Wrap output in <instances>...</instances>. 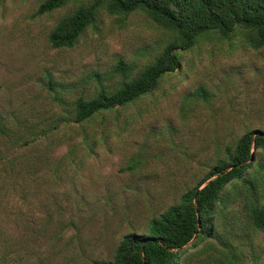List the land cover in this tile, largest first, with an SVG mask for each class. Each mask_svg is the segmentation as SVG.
<instances>
[{
	"label": "rangeland",
	"instance_id": "374dc122",
	"mask_svg": "<svg viewBox=\"0 0 264 264\" xmlns=\"http://www.w3.org/2000/svg\"><path fill=\"white\" fill-rule=\"evenodd\" d=\"M43 1L0 0V264L111 262L124 235L147 232L227 147L264 132V48L201 42L150 95L80 129L62 118L95 92L93 74L119 59L139 71L170 37L142 13L103 11L98 30L55 49L49 35L77 3L38 15ZM81 132L108 138L88 155ZM239 238L234 264H264V231Z\"/></svg>",
	"mask_w": 264,
	"mask_h": 264
},
{
	"label": "trees",
	"instance_id": "16d2710c",
	"mask_svg": "<svg viewBox=\"0 0 264 264\" xmlns=\"http://www.w3.org/2000/svg\"><path fill=\"white\" fill-rule=\"evenodd\" d=\"M71 2L77 3L76 8L49 35L55 49H73L87 30H98L103 11L124 18L142 13L170 37L139 71L119 59L108 73L93 74L95 92L76 98L62 118L80 129L97 118L103 124L106 114L150 95L166 75L181 68L180 53L201 42L240 38L253 50L264 48V0H44L37 14L52 13ZM50 91L56 92L57 87L52 85ZM194 96L208 101L209 92L201 88ZM82 134L88 155L108 138ZM75 149H70L73 156ZM141 163L137 159L128 169L133 171ZM229 218L230 228H221ZM257 231H264L263 131L247 132L227 147L225 155L177 204L150 220L147 232L124 235L114 259L98 264H234L244 254L239 237ZM198 246L199 250L188 254V248Z\"/></svg>",
	"mask_w": 264,
	"mask_h": 264
}]
</instances>
